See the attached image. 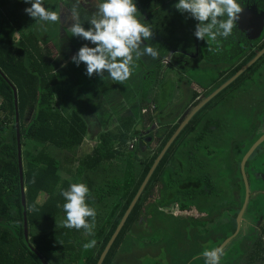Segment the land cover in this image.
Masks as SVG:
<instances>
[{
    "label": "trees",
    "instance_id": "1",
    "mask_svg": "<svg viewBox=\"0 0 264 264\" xmlns=\"http://www.w3.org/2000/svg\"><path fill=\"white\" fill-rule=\"evenodd\" d=\"M29 6L23 0H0V264H43L39 256L48 264H98L178 125L165 129L160 147L154 152L149 148L141 158L137 147L130 150L139 132L135 129L137 119L128 116L120 120L116 131L101 133L91 153L72 159L71 165L76 166L68 167L64 175L62 161L50 147L77 154L85 143L88 126L79 113L63 111L56 100L55 72L62 63L49 50L50 23L30 18L24 12ZM153 84L145 83L142 101L147 100ZM14 89L18 97L28 241L24 233ZM184 134L181 132L164 155L103 264H115L119 255L142 251L164 254L165 264H205V246L215 244L217 249L234 235L245 194L239 193L235 202L231 194L218 191L212 174L214 163L197 156L186 159ZM72 183H84L89 189L86 203L95 212L94 218H86L94 225L90 233L83 228L64 227L60 193ZM175 206L176 215L167 210ZM249 213L261 219L264 210L258 202ZM250 240L254 248L248 263L264 262L263 221L260 237L234 240L241 248L240 254H235L237 247L228 248L220 264H238L250 250L241 245ZM90 241H95L92 247L84 248Z\"/></svg>",
    "mask_w": 264,
    "mask_h": 264
},
{
    "label": "flooded vegetation",
    "instance_id": "2",
    "mask_svg": "<svg viewBox=\"0 0 264 264\" xmlns=\"http://www.w3.org/2000/svg\"><path fill=\"white\" fill-rule=\"evenodd\" d=\"M240 4L242 11L229 37L206 42L190 36L185 40L182 34L169 60L138 61L136 86L127 79L122 82L121 91L122 98L128 92L131 94L128 96L134 102L130 111L139 115L135 117L139 134L130 150L137 147L141 158L149 148L154 152L160 147L165 129L176 125L179 128L199 109L182 131H185L186 159L197 156L213 162L216 189L231 194L235 202L239 193H246L245 175L251 197L242 228L249 224L250 232L258 230V233L249 232L242 238H259L264 215L257 219L249 210L264 197V141L248 159L244 170L242 161L249 148L264 137V54L244 73L238 77L237 74L264 50V2L242 0ZM147 81L154 84L147 100L142 101ZM132 86L134 89L130 90ZM207 188L205 185L204 190ZM259 204L264 210V201ZM202 217L206 220V215ZM253 245L246 241L241 246L253 249ZM250 252L238 264H250Z\"/></svg>",
    "mask_w": 264,
    "mask_h": 264
},
{
    "label": "clouds",
    "instance_id": "3",
    "mask_svg": "<svg viewBox=\"0 0 264 264\" xmlns=\"http://www.w3.org/2000/svg\"><path fill=\"white\" fill-rule=\"evenodd\" d=\"M30 5L24 12L35 22H56L58 14L46 9L43 0H23ZM94 10L87 17V28L81 23L79 13L72 9L71 27L67 29L73 37L87 41L71 57L74 65H84L85 75L106 72L107 79L125 81L134 67L133 54L136 58L149 56L157 59L158 50L147 42L153 36L149 24L144 22L137 10L135 0H93ZM174 7L180 13H187L196 21L193 35L197 40H216L227 38L239 20L242 11L239 0H176ZM139 14V15H138ZM207 37V40L205 39ZM89 44L94 46H89ZM211 51V49H209ZM170 54L164 59L169 60ZM89 189L84 183H72L60 195L64 203L63 224L66 228H83L90 233L91 227L86 218H94L95 212L86 203ZM95 241L83 245L90 248ZM219 249L202 252L205 264H218Z\"/></svg>",
    "mask_w": 264,
    "mask_h": 264
},
{
    "label": "rangeland",
    "instance_id": "4",
    "mask_svg": "<svg viewBox=\"0 0 264 264\" xmlns=\"http://www.w3.org/2000/svg\"><path fill=\"white\" fill-rule=\"evenodd\" d=\"M185 19L186 20L183 22H177L176 24L169 26L177 27V29L182 25L187 26L186 29L181 30L184 34L183 38L185 37L186 40V38L190 36V39H194V35L189 33L191 31L194 32L193 27L195 28L194 25L195 21L191 19L189 16H187ZM188 27L190 28L192 27V30L190 28L187 29ZM177 34L178 31L170 35L169 40L172 44L174 43V39L178 36ZM161 36L162 35L158 34L154 36V38L157 41H160L159 38ZM153 45L155 48L157 47L155 44ZM157 49L161 50L160 47L159 48L157 47ZM134 69L135 67H132L130 72L132 73ZM59 75L62 84L65 86V88L63 89L59 88L57 90L58 94H55L59 106L63 109V111L66 112L76 111L79 114H81L85 118L89 131L85 139L84 145L78 150L77 154L73 155V154L65 153L59 149H56L55 147H50L51 151L54 150L53 154L61 159L62 166L64 169L63 174L66 175V169L68 167L72 169L76 166V163H72L71 165L70 161H72V159H74L75 157L77 159L82 158L86 154L92 152L93 145L94 143L97 142V138H98L97 136H95L96 134H101L103 132H108V131H116L120 126V120H123L127 116L138 117L139 115L137 113H132V111H130L133 110L132 109L133 107H131V105H133L132 102H134V99L129 97L131 94L128 92L129 96L126 95L125 98H122V91L120 88V84L122 83L107 79L106 72L101 74L94 73L91 77H88L85 75L84 65L81 64L79 67H77L72 63L70 57L68 61L63 62V67L61 68ZM63 81H65V83ZM125 87L127 90L128 89L127 84ZM55 89L56 88H54V90ZM100 120L102 122H100ZM132 145H134L133 142L130 143V146ZM151 147L154 148L155 145L154 147L153 146ZM249 149H251V147ZM254 199L255 201H257L256 197H254L253 200ZM263 201H264V197L262 196L259 198V203H263ZM167 210L168 211L171 210L170 212H172L174 215L178 213L177 211L178 209L170 208ZM246 218L247 216L245 217V219ZM250 221H253L252 216L250 217ZM246 222L249 223L248 221ZM248 225L249 224L243 225L242 228L243 233H240L239 236L235 239V241L241 239L244 233L247 234H250L251 232L254 233L253 230L250 232V228ZM257 231L258 230H255L254 234L258 233ZM151 239L153 240L152 237ZM235 241L231 242V245L229 244L222 254L226 253L228 248L235 246L238 249L235 254L239 255L241 248L239 245H237V242L234 243ZM253 243L254 242H252V244ZM214 248H215V244H207L205 246V249L207 250H211ZM251 250L252 248L250 247V251ZM151 252L152 251H150V253L149 252L146 253L144 251L136 252L128 256L119 255V257L115 260V264H165L164 254H159V253L157 254V251L152 253ZM144 256H155V257H144ZM259 263L264 264L262 262Z\"/></svg>",
    "mask_w": 264,
    "mask_h": 264
},
{
    "label": "crops",
    "instance_id": "5",
    "mask_svg": "<svg viewBox=\"0 0 264 264\" xmlns=\"http://www.w3.org/2000/svg\"><path fill=\"white\" fill-rule=\"evenodd\" d=\"M135 2H136L137 10L142 16L144 22L149 24V27L153 32V36L150 38V40L147 42H142L141 47L143 46V43H148L153 47H154L153 44H155L158 48L160 47L161 50H158L157 47L156 48L154 47L155 49L158 50V53H159V56L157 59H153L149 56H144V55L140 56L139 58H136L135 55L133 54V62L135 65L134 66L135 69L132 71V73L130 72L129 77L127 78L130 83L132 81L133 86H136L137 84L136 75L139 70L137 69L138 67L137 62L138 61H163L164 58L168 56V53L170 54V52L176 48L175 47L176 43L180 42V38L182 40L181 35L183 34V32L181 30L186 29L187 27L185 25H182L181 27H178L177 29V27H170V26H172L173 24H176L177 22L185 21L186 20L185 18L188 16L187 13H180L179 11L175 9L174 4L176 3V0H135ZM43 4L46 7V9L54 10L58 14V19L56 22H51V23L49 22L50 23L49 39L51 41V44L48 45L50 53L55 54L56 58L59 59V61H62L61 67L55 72L57 76V80H58V85L54 87L56 88L54 90V93L58 94L57 90L59 88H62V89L65 88V86L62 84L60 80V75H59L61 68L63 67V62L68 61L70 57L75 55L77 50L84 43H88L87 41H84L80 39L79 37H73L72 34L67 31V29L71 27V23H72L70 12L72 9H76L77 12L79 13L81 23L84 24L85 28H87L88 26L86 23L87 17L94 10V3H93V0H43ZM196 23L197 22L195 21V24ZM189 28L190 27H188L187 29ZM176 31H178L177 35H180V36H177L174 39V43L172 44L169 40L170 35L175 33ZM158 34L162 35L159 38L160 41H157L154 38V36ZM164 35H167V36H164ZM89 46L91 47L94 45L89 44ZM180 46L181 44L178 46V49H180ZM125 81H122V82H125ZM63 82L65 83V81ZM133 86L129 87L130 90L134 89ZM120 88H121V84H120ZM82 118L85 120L83 116ZM100 122L102 121L100 120ZM101 129H104V128H101ZM99 135L100 134H96L95 136L98 137ZM244 235L248 236L247 233H244Z\"/></svg>",
    "mask_w": 264,
    "mask_h": 264
},
{
    "label": "water",
    "instance_id": "6",
    "mask_svg": "<svg viewBox=\"0 0 264 264\" xmlns=\"http://www.w3.org/2000/svg\"><path fill=\"white\" fill-rule=\"evenodd\" d=\"M242 0H239V2ZM264 2V0H260ZM264 54V50L261 51L260 53L257 54L256 58L254 59L253 62H251L249 65L245 66L239 73L237 74V77L244 73L253 63H255L262 55ZM14 95H15V105H16V133H17V144H18V156H19V171H20V179H21V190H22V204L24 207V233H25V238L28 241L29 239V233H28V222H27V212H26V197H25V189H24V181H23V168H22V159H21V133H20V122H19V114H18V97H17V90L14 89ZM197 109L189 118H187L184 122L181 123L179 128L176 130L174 135L171 137V139L168 141L166 146L163 148L162 152L156 159L155 163L153 164L152 168L150 169L146 179L144 180L143 184L141 185L139 191L137 192L135 198L133 199L132 203L130 204L128 210L126 211L124 217L122 218L120 224L118 225L115 233L113 234L112 238L110 239L108 245L106 246L104 252L102 253L98 264H103L109 251L111 250L114 242L116 241L117 237L119 236L120 232L122 231L125 223L127 222V219L129 218L131 212L133 211L134 207L136 206L137 202L139 201L140 197L142 196L146 186L148 185L152 175L154 174L155 170L157 169L158 165L160 164L161 160L163 159L164 155L167 153L171 145L175 142L177 137L181 134L183 129L186 127V125L189 123L191 118L195 115V113L198 111ZM264 141V137H262L257 143H255L251 149L248 151V153L245 155L242 161V169L244 170V166L248 159L251 157V155L254 153V151L258 148V146ZM245 184H246V193H245V199L244 203L242 206L241 211L239 212L236 223H237V228L234 233V235L227 240H225L217 249H219L218 255L222 254L223 251L228 247V245L233 242L241 233L242 230V224L244 221V216L248 208V204L250 201V192L248 188V182L247 179L245 178ZM39 259L43 264H48L43 258L39 256Z\"/></svg>",
    "mask_w": 264,
    "mask_h": 264
}]
</instances>
